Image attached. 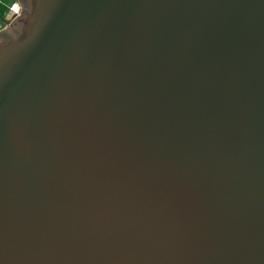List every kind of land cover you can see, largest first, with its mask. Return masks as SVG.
Returning <instances> with one entry per match:
<instances>
[{
	"label": "water",
	"instance_id": "obj_1",
	"mask_svg": "<svg viewBox=\"0 0 264 264\" xmlns=\"http://www.w3.org/2000/svg\"><path fill=\"white\" fill-rule=\"evenodd\" d=\"M23 3L0 264H264V0Z\"/></svg>",
	"mask_w": 264,
	"mask_h": 264
},
{
	"label": "clouds",
	"instance_id": "obj_2",
	"mask_svg": "<svg viewBox=\"0 0 264 264\" xmlns=\"http://www.w3.org/2000/svg\"><path fill=\"white\" fill-rule=\"evenodd\" d=\"M28 12L29 8L23 0H0V52H4L12 44L25 43L35 36L39 26L33 29L31 34L27 32L25 35L23 24L16 23L22 17H26ZM5 20L9 23L5 24ZM13 24L15 27H12Z\"/></svg>",
	"mask_w": 264,
	"mask_h": 264
},
{
	"label": "crops",
	"instance_id": "obj_3",
	"mask_svg": "<svg viewBox=\"0 0 264 264\" xmlns=\"http://www.w3.org/2000/svg\"><path fill=\"white\" fill-rule=\"evenodd\" d=\"M4 22H5V24H8V23H9V21H8V20H5Z\"/></svg>",
	"mask_w": 264,
	"mask_h": 264
}]
</instances>
